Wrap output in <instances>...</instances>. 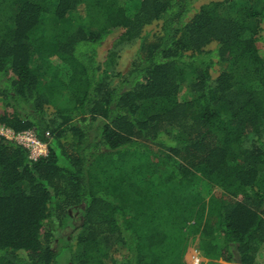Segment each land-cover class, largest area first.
I'll return each mask as SVG.
<instances>
[{
	"label": "trees",
	"instance_id": "1",
	"mask_svg": "<svg viewBox=\"0 0 264 264\" xmlns=\"http://www.w3.org/2000/svg\"><path fill=\"white\" fill-rule=\"evenodd\" d=\"M199 1L0 0V264H264V0Z\"/></svg>",
	"mask_w": 264,
	"mask_h": 264
},
{
	"label": "rangeland",
	"instance_id": "2",
	"mask_svg": "<svg viewBox=\"0 0 264 264\" xmlns=\"http://www.w3.org/2000/svg\"><path fill=\"white\" fill-rule=\"evenodd\" d=\"M205 1H210V0H200L198 3H197V6L198 4L200 3H203ZM71 21L72 20V16H71ZM150 34L152 35L153 33H157L158 32V25L157 24H154L152 26H149L146 28ZM119 36L118 33L116 34H113L111 35L108 39H106L101 47L98 48V56H99V60L102 61L104 60L107 52L109 50H113L117 53V56H118V59H117V62H118V65H116V70H120L121 72H126V70L128 69V67L130 66V63L131 61L133 60L134 58V51L136 49V43L134 45L133 44H128V45H122V46H116V47H113L115 41H116V38ZM151 38V37H150ZM43 60H40L38 62V64H42L43 63V66H45V62H43ZM51 62L53 63V59H51ZM217 70H219V68L217 67L216 68ZM79 214H78V211H75L74 212V215L72 216L74 219L73 221H71L72 223V226L74 225H77L79 222H78V217ZM73 229L72 228H68L67 231L65 232V235H70L72 233ZM60 244V243H59ZM191 251H189V253L187 254L186 258L187 260H189V255H190ZM61 264H64V262L66 263V258L64 257V255L61 256Z\"/></svg>",
	"mask_w": 264,
	"mask_h": 264
},
{
	"label": "built area",
	"instance_id": "3",
	"mask_svg": "<svg viewBox=\"0 0 264 264\" xmlns=\"http://www.w3.org/2000/svg\"><path fill=\"white\" fill-rule=\"evenodd\" d=\"M0 136L6 141L14 143L28 152V158L32 162L47 156V146L37 139L33 130L14 132L8 127L0 124ZM189 255L191 264H201L202 257L197 250L192 248Z\"/></svg>",
	"mask_w": 264,
	"mask_h": 264
}]
</instances>
